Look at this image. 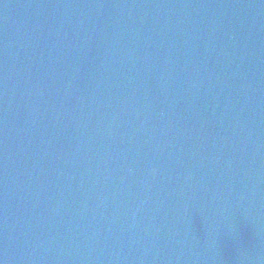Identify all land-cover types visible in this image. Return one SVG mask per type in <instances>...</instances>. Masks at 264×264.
Returning a JSON list of instances; mask_svg holds the SVG:
<instances>
[{"label": "water", "instance_id": "95a60500", "mask_svg": "<svg viewBox=\"0 0 264 264\" xmlns=\"http://www.w3.org/2000/svg\"><path fill=\"white\" fill-rule=\"evenodd\" d=\"M2 264H264V0H0Z\"/></svg>", "mask_w": 264, "mask_h": 264}, {"label": "snow or ice", "instance_id": "6c2138e0", "mask_svg": "<svg viewBox=\"0 0 264 264\" xmlns=\"http://www.w3.org/2000/svg\"><path fill=\"white\" fill-rule=\"evenodd\" d=\"M0 264H2V261H0Z\"/></svg>", "mask_w": 264, "mask_h": 264}]
</instances>
